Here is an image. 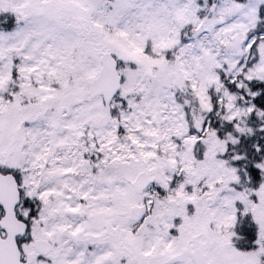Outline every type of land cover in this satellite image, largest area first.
Wrapping results in <instances>:
<instances>
[{
  "label": "snow or ice",
  "instance_id": "6c2138e0",
  "mask_svg": "<svg viewBox=\"0 0 264 264\" xmlns=\"http://www.w3.org/2000/svg\"><path fill=\"white\" fill-rule=\"evenodd\" d=\"M0 264H264V0H0Z\"/></svg>",
  "mask_w": 264,
  "mask_h": 264
}]
</instances>
